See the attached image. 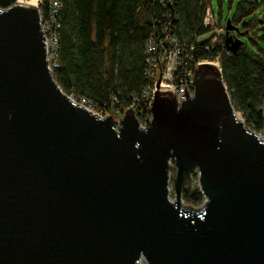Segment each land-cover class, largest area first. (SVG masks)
Returning a JSON list of instances; mask_svg holds the SVG:
<instances>
[{
  "label": "water",
  "instance_id": "obj_1",
  "mask_svg": "<svg viewBox=\"0 0 264 264\" xmlns=\"http://www.w3.org/2000/svg\"><path fill=\"white\" fill-rule=\"evenodd\" d=\"M40 23L23 0L0 7V264H264V138L221 69L197 64L181 102L157 84L144 126L132 108L101 118L56 82Z\"/></svg>",
  "mask_w": 264,
  "mask_h": 264
},
{
  "label": "trees",
  "instance_id": "obj_2",
  "mask_svg": "<svg viewBox=\"0 0 264 264\" xmlns=\"http://www.w3.org/2000/svg\"><path fill=\"white\" fill-rule=\"evenodd\" d=\"M16 1L0 0V7L6 8ZM57 1L59 66L52 75L66 94L84 96L101 110L106 105L107 109L113 106L122 111L133 104L139 121L149 117L141 97L148 83L145 44L150 36H161V28L167 22L171 25L169 33L176 34L181 44L195 45L192 51L195 60L211 61L219 53L206 50L208 41L197 42L194 38L207 32L201 24L205 0H174V5L166 0L163 3L159 0ZM261 3L263 13L257 19L254 13ZM261 3L239 0L230 20L235 26L243 21L241 29L238 28L243 35L261 25L264 40V0ZM50 6L51 0H43L39 7L44 19L48 18ZM162 16L168 18L164 24L160 20ZM247 17L252 18L244 21ZM219 64L234 109L242 114L247 126L260 131L264 123V53H251L241 43L235 52L221 53ZM134 99L137 100L133 103ZM171 172L174 176V168ZM182 199L195 206L204 200L199 188L189 184L182 191Z\"/></svg>",
  "mask_w": 264,
  "mask_h": 264
},
{
  "label": "built area",
  "instance_id": "obj_3",
  "mask_svg": "<svg viewBox=\"0 0 264 264\" xmlns=\"http://www.w3.org/2000/svg\"><path fill=\"white\" fill-rule=\"evenodd\" d=\"M42 0H39L41 2ZM169 5H174V0H166ZM163 3L164 0H159ZM176 4V1H175ZM168 7V6H167ZM60 10V5L57 0H51L50 13L47 19H44L40 13L41 18V32L43 35V42L46 50L47 65L51 71L59 66L58 64V30L60 23L57 21L56 16ZM172 12V11H171ZM168 16V14L166 15ZM166 16L161 17V23H165L164 19H168ZM159 20V22H160ZM158 21V19H157ZM202 27L207 30L203 35L196 36L194 38L197 42L208 41L209 46H206V50H217L219 52L214 60H195L192 51L195 47L194 44H181L176 34H170V23H165L161 28L162 35L159 37L150 36L145 44V63L147 64L145 70V76L148 79V83L143 87L141 92L142 100L149 110L154 99L156 85L160 87L171 88L175 91V98L178 102L185 99L183 95L184 87L189 95L193 94L194 83L193 76L197 64L212 63L220 69L219 58L220 54H229L231 51L226 46L225 26L222 24V14H215L212 10L209 0H205V9L202 17ZM226 22V21H225ZM173 29L174 27L172 25ZM157 34V33H156ZM67 96L76 104L86 108L93 114L104 118L112 115L121 118L125 110L132 108L133 104L127 107L125 110H120L117 107H110L107 109L106 105L101 110L99 107L94 106L84 96H77L73 93L67 94ZM138 99V98H137ZM134 99L133 103L137 100ZM103 105V104H102ZM106 108V109H105ZM258 135L264 137V130L258 131Z\"/></svg>",
  "mask_w": 264,
  "mask_h": 264
},
{
  "label": "rangeland",
  "instance_id": "obj_4",
  "mask_svg": "<svg viewBox=\"0 0 264 264\" xmlns=\"http://www.w3.org/2000/svg\"><path fill=\"white\" fill-rule=\"evenodd\" d=\"M257 1L261 3L262 0H257ZM42 2H43V0L38 3V5H37L38 9H39ZM209 2H210V5L212 6V10L215 14H218V13L222 14V24H224L228 18L229 19L232 18L234 11L236 9V6L239 3V0H209ZM262 13H263V3H261L260 6L256 9V11L254 13V17L258 19L259 17L262 16ZM251 18L252 17H247L244 19V21H248ZM242 22L243 21H238L235 23L239 29H241V27H242ZM260 26L261 25H258L257 27L250 29L248 31L247 35H245V34L244 35H238L234 31H232L231 33L234 36H237L239 39H241L242 42L244 43L245 47L251 53H254V54L264 53V40L261 39L263 32L260 29ZM236 113H237L239 118L244 120L242 114L239 111H236ZM114 119L118 120L117 117L116 118L114 117ZM145 120L140 121L141 126H144ZM256 133L258 134L259 132L256 131ZM259 137L264 138L262 135H259ZM171 176L173 177L172 172H171ZM187 184H189L191 187H196V186L198 187V180H197V174L196 173H191V175L189 177V181L187 182ZM169 197L171 199L174 198V190L172 188L171 183L169 184ZM183 205L193 207V208H198L201 204L195 206V205H192L190 203L183 201Z\"/></svg>",
  "mask_w": 264,
  "mask_h": 264
},
{
  "label": "bare ground",
  "instance_id": "obj_5",
  "mask_svg": "<svg viewBox=\"0 0 264 264\" xmlns=\"http://www.w3.org/2000/svg\"><path fill=\"white\" fill-rule=\"evenodd\" d=\"M25 1L27 4L33 5V6H37L39 3V0H23Z\"/></svg>",
  "mask_w": 264,
  "mask_h": 264
}]
</instances>
